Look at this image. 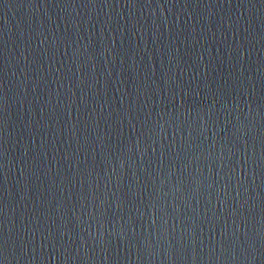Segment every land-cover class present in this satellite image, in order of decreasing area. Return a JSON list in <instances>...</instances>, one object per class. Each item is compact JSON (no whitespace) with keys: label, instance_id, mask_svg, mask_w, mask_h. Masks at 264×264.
<instances>
[{"label":"water","instance_id":"95a60500","mask_svg":"<svg viewBox=\"0 0 264 264\" xmlns=\"http://www.w3.org/2000/svg\"><path fill=\"white\" fill-rule=\"evenodd\" d=\"M4 95V264H264V0H0Z\"/></svg>","mask_w":264,"mask_h":264},{"label":"snow or ice","instance_id":"6c2138e0","mask_svg":"<svg viewBox=\"0 0 264 264\" xmlns=\"http://www.w3.org/2000/svg\"><path fill=\"white\" fill-rule=\"evenodd\" d=\"M5 100H6V95L0 96V107H3ZM237 131H239V129H237ZM259 142L261 144L262 149H264V137H261ZM201 155H203V153H201ZM209 155H210V153H209ZM262 159H264V153H262ZM252 160H253V162H255V152H253V154H252ZM122 167H123V161H121V168ZM195 183L198 185L199 181H196ZM132 195L136 196L137 192H133ZM124 196H127V193H124ZM148 203H149V206L151 208H153V210H155L157 208V206H158L157 203H156V200L152 199L151 197L149 198V202ZM159 207H160L161 211H164V205L163 204H160ZM98 222H99V220H98ZM153 222H155V221H153ZM6 243H7L6 238H4L2 242H0V251L3 250V248L6 245ZM0 264H4V260H0Z\"/></svg>","mask_w":264,"mask_h":264}]
</instances>
